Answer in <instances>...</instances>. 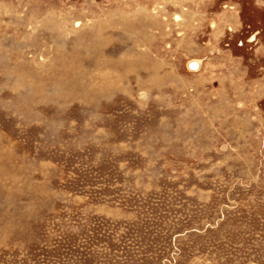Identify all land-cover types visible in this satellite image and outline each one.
<instances>
[{"label": "rangeland", "instance_id": "1", "mask_svg": "<svg viewBox=\"0 0 264 264\" xmlns=\"http://www.w3.org/2000/svg\"><path fill=\"white\" fill-rule=\"evenodd\" d=\"M0 264H264V0H0Z\"/></svg>", "mask_w": 264, "mask_h": 264}, {"label": "water", "instance_id": "2", "mask_svg": "<svg viewBox=\"0 0 264 264\" xmlns=\"http://www.w3.org/2000/svg\"><path fill=\"white\" fill-rule=\"evenodd\" d=\"M191 68H197L198 67V62H192L190 64Z\"/></svg>", "mask_w": 264, "mask_h": 264}, {"label": "flooded vegetation", "instance_id": "3", "mask_svg": "<svg viewBox=\"0 0 264 264\" xmlns=\"http://www.w3.org/2000/svg\"><path fill=\"white\" fill-rule=\"evenodd\" d=\"M254 40V39H253Z\"/></svg>", "mask_w": 264, "mask_h": 264}]
</instances>
